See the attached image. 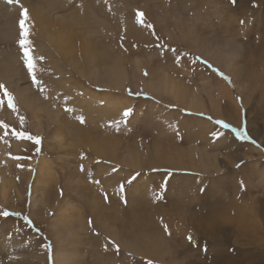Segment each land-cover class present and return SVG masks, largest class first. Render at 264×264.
Masks as SVG:
<instances>
[{"label": "rangeland", "instance_id": "rangeland-1", "mask_svg": "<svg viewBox=\"0 0 264 264\" xmlns=\"http://www.w3.org/2000/svg\"><path fill=\"white\" fill-rule=\"evenodd\" d=\"M22 6L39 85L19 45ZM36 12H46L41 24ZM41 26L76 39L67 59ZM93 49L104 50L102 61ZM116 58L130 79L111 92L100 81ZM76 59L82 74L68 65ZM97 68L103 77L93 82ZM150 69L196 94L206 111L174 105L159 89L146 93L136 78ZM0 83L17 109L6 98L0 105V186L10 182L0 212L18 214L0 215V264H55V251L61 264H219L226 253L264 264V0H0ZM94 95L122 107L85 102ZM106 139L117 146L114 161L84 147ZM134 151L138 167L123 161ZM157 155L186 160L171 169L152 164ZM225 203L255 212L247 236L236 221L215 218Z\"/></svg>", "mask_w": 264, "mask_h": 264}, {"label": "bare ground", "instance_id": "bare-ground-1", "mask_svg": "<svg viewBox=\"0 0 264 264\" xmlns=\"http://www.w3.org/2000/svg\"><path fill=\"white\" fill-rule=\"evenodd\" d=\"M3 13V12H2ZM31 13V12H30ZM34 13V11H33ZM37 15H35L37 22H39L41 24V18H43V15L42 14H46V12H36ZM71 18V17H70ZM69 21V20H68ZM11 22V21H10ZM72 22V21H71ZM74 23V22H73ZM57 24V23H56ZM75 24V23H74ZM77 24V23H76ZM15 25V24H14ZM68 25V24H67ZM55 26V25H54ZM70 26V25H69ZM76 27V26H75ZM61 28V27H60ZM65 29V28H64ZM57 30V31H52L50 28H46V26H41V29H40V34L45 36V38H47V42L49 44V46H52L53 49L57 50L58 52V55H60L61 57L67 59V54L69 50L71 49H75V38L73 36H70V32L68 31H65V30ZM78 29V28H77ZM74 29H72V33L74 34L75 32H73ZM2 31V30H1ZM5 31V30H4ZM13 29H11V33L10 35H12ZM70 31V30H69ZM9 34V33H8ZM75 36V34H74ZM76 37V36H75ZM79 37V36H78ZM6 39V38H5ZM83 44V43H82ZM90 44V43H89ZM92 45V44H91ZM84 48H86L84 46ZM83 48V49H84ZM92 49V47H91ZM102 50V49H101ZM104 51V50H103ZM103 51H96V50H91L89 53L92 55V57L95 59V60H98L99 62L102 61V59L104 58V52ZM93 52V53H92ZM103 52V53H102ZM10 53V51H9ZM86 53V51H85ZM84 55V54H83ZM87 55V54H86ZM13 57V56H12ZM81 58V57H80ZM92 58V59H93ZM82 59V58H81ZM113 59V58H112ZM18 60V59H17ZM120 60V59H119ZM69 62L68 65H71V67L75 68V70L79 73V74H82L83 70L82 69H79L77 66L78 65V59H76L75 61L72 60L73 62H71V60H67ZM110 61V60H109ZM116 61L118 62V59L116 58ZM11 62V61H10ZM16 62V59L13 61V63ZM67 62V63H68ZM72 63V64H71ZM114 62L112 61V64ZM98 64V63H97ZM137 65V64H135ZM134 65V66H135ZM4 66H8L9 69L10 67L12 66L11 63H7L5 62L4 63ZM16 66V65H15ZM14 67V66H13ZM18 68V67H17ZM139 68V67H138ZM15 69V68H14ZM140 69V68H139ZM17 70V69H16ZM94 70V68L92 69ZM3 71V70H2ZM137 71V70H136ZM139 71V70H138ZM149 71V75L146 79H144L143 77H137L136 78V81L138 80H141L143 82V89L144 91L149 92L151 95L154 94V92L157 93V89H159L160 93H164L166 94L168 97H169V100H172L174 105H179V106H184L186 110L188 111H191L192 113H196V112H203V111H206L202 102L199 100L198 96L194 93H189L187 92L186 88H184L183 86H181L180 84H178V82L176 80H167V76L164 74V72L162 71H157L156 72H153L152 69L148 70ZM13 73V72H12ZM11 73V74H12ZM18 74V72H16ZM91 75L94 77V81L93 82H96L98 81V78L100 77H103L100 75V72H99V69L97 68L95 71H90ZM3 74V72H2ZM5 74V78H7V80L9 81V79L11 78V74L9 73V71H5L4 72ZM15 74V73H14ZM136 74V73H135ZM3 77V76H2ZM17 77V76H15ZM133 77V76H132ZM19 78V77H18ZM4 79V78H3ZM2 79V80H3ZM130 77L128 75V73L126 72V70H124V68L122 66H120L119 62L118 64H114V68L111 70V72H109V74H107V78L105 80V82L102 83L103 80H101L100 84L104 86V89H108V91H111V92H115V91H118V90H121L124 86V82H127L126 80H129ZM135 80V78H133ZM5 80V79H4ZM13 81V80H12ZM22 81V80H20ZM131 82V81H129ZM222 84V82H220ZM146 84V85H145ZM126 85V84H125ZM224 85V84H223ZM8 86L10 87V85L8 84ZM137 84L135 85L134 84V87H136ZM225 86V85H224ZM80 89V88H79ZM218 89V88H217ZM220 89V87H219ZM222 89V88H221ZM74 91V90H73ZM213 91V90H212ZM211 91V92H212ZM72 93V92H71ZM215 93V92H214ZM110 94V93H109ZM80 95V94H78ZM85 95V94H83ZM114 95V94H113ZM22 95L20 94V97ZM105 96V95H103ZM23 98V96H22ZM96 95H94L93 98H87L85 100V102H99L101 100H94L96 99ZM103 98V97H102ZM23 99H27L26 98H23ZM117 100V98H115ZM28 100V99H27ZM33 101V100H32ZM119 102H116L115 100H113V98H108L107 100L106 99H102V103H103V106L104 108H111L112 110L114 109H119L122 107V103L120 100H117ZM34 102V101H33ZM82 102V101H81ZM80 102V103H81ZM84 102V101H83ZM213 103V101H212ZM216 105V104H215ZM219 105V104H218ZM217 105V106H218ZM214 107V106H212ZM221 108V107H220ZM38 109V108H37ZM81 109V108H80ZM40 110V108H39ZM214 110V109H213ZM38 110H36L35 108V112H37ZM41 111V110H40ZM47 111V110H46ZM219 111V110H218ZM53 112V111H51ZM235 112V110H234ZM237 114V113H236ZM33 118V117H32ZM35 118V117H34ZM35 120H38V119H35ZM36 130L38 133H41L42 130H41V126L40 125H37L36 126ZM211 130V129H210ZM105 136V135H104ZM82 138V137H81ZM59 140V139H58ZM83 140V139H82ZM99 140V139H98ZM91 143V140H88L86 145L84 146L86 149H88L89 151L91 150V153H93L94 155L98 156V157H101L103 158L104 160H109V161H114L115 159V156H116V149H117V146L115 145V142H113L111 139H106V141L102 142V143H96V144H90ZM129 152V151H127ZM160 155V154H159ZM161 155H163V153H161ZM158 156V155H157ZM175 156V155H174ZM172 157L170 156L169 158L170 159H164V158H159L160 156L158 157H154L155 159L153 160L152 164H154L155 166L156 165H159V164H170L171 166V169L173 166L177 165V167H179L180 165H184L183 161H184V157H181V156H176V157ZM189 159V165L195 168H197L198 164L197 163H194L191 159V155L189 157H187ZM166 160V162L164 161ZM168 160V161H167ZM186 160V159H185ZM123 161L129 165V166H139L140 163H142L141 161V157L140 155H138L135 151L133 153H131L130 155H128L126 158L123 159ZM40 162V160H39ZM38 162V163H39ZM120 162V161H119ZM151 164V163H150ZM190 166V167H191ZM202 168H205V166L203 164H201ZM169 167V166H168ZM39 168V167H38ZM175 168V167H173ZM32 169V168H31ZM42 170L44 169H47V166L45 167V165L40 168ZM39 169V170H40ZM176 169V168H175ZM31 172V171H30ZM5 183H10L8 182V180H5L3 179V181H1V186H0V195H1V198L4 199V197L6 196V192L8 191V189L6 188V185ZM32 183V182H31ZM114 193V192H113ZM111 194V193H110ZM95 195V194H94ZM17 198V197H16ZM96 204V203H95ZM97 205V204H96ZM234 205V204H233ZM240 205V204H239ZM97 209V208H96ZM102 209L104 208H99L97 210L101 211ZM106 209V208H105ZM104 209V210H105ZM130 210V209H129ZM113 211V210H112ZM131 211V210H130ZM129 211V212H130ZM216 211L219 212V215H217L215 218L221 222H225V221H236L237 223V226H238V232L241 233L242 235H246V233H248V231L246 232V229H247V222H250L252 220H250V213H253L254 211L251 209L250 211H247V210H239V208L235 207L233 208L232 205H230L229 203H225V205H222L220 208H216ZM216 212V213H218ZM250 212V213H249ZM255 213V212H254ZM131 215V214H130ZM80 216V215H79ZM133 216V215H132ZM211 216V215H210ZM112 218V217H111ZM115 219V218H114ZM133 219V218H132ZM210 226V225H209ZM208 227V225L206 226ZM255 227V225H254ZM213 228V226H212ZM216 230H217V227H215ZM214 228V230H215ZM221 229V228H220ZM224 230V228H223ZM222 230V231H223ZM253 230V228H252ZM221 230H217L215 231L213 234H216V233H219ZM254 231V230H253ZM112 232V236L114 238H116V234ZM252 231H250L251 233ZM255 232V231H254ZM130 235V234H129ZM249 235V234H248ZM131 236V235H130ZM247 236V235H246ZM122 237V236H121ZM124 237H127V236H124ZM215 238V237H214ZM217 238V237H216ZM164 241V240H163ZM204 241V240H203ZM195 242V241H194ZM106 243V242H105ZM128 243V242H126ZM169 243V242H168ZM199 243V242H198ZM162 246V245H160ZM133 246H131L132 248ZM164 247V246H163ZM188 247V245H187ZM221 246L219 245V248ZM223 247V246H222ZM189 248H191V245H189ZM141 249V248H140ZM165 249V248H164ZM188 249V248H187ZM157 251V250H156ZM161 251V250H160ZM163 251V250H162ZM161 251V252H162ZM140 252V251H139ZM163 255V254H162ZM64 256V255H63ZM62 256V254L60 253L57 254V252L55 251L54 252V263L55 264H61V263H65L66 261V257L64 258ZM165 256V255H164ZM38 259L41 260V258L38 257ZM217 259V257H216ZM243 259L241 258V256L239 258H235L234 259L229 256L227 253L226 255L225 254H222V256H220V259H219V264H243ZM45 262V261H44ZM107 262V261H106Z\"/></svg>", "mask_w": 264, "mask_h": 264}, {"label": "snow or ice", "instance_id": "snow-or-ice-1", "mask_svg": "<svg viewBox=\"0 0 264 264\" xmlns=\"http://www.w3.org/2000/svg\"><path fill=\"white\" fill-rule=\"evenodd\" d=\"M7 2L9 4H13V3H19V0H7ZM234 2V0H233ZM20 16L21 19L19 20V28H20V39H19V45L20 48L23 50L24 52V60H25V65L28 69L29 74L32 76V82L34 84L39 85L41 82L39 80H37L36 76H35V63H34V58L30 55L29 52V48H30V40H29V35H30V31L29 28L26 26V22L30 19L29 15H28V9L22 6V10L20 12ZM148 27H151V25H148ZM221 75L223 76V74L221 73ZM225 79H229L230 82V78L228 77H224ZM7 99V105L9 108H12L14 111H16L17 109L15 108V104H14V97L11 95V93L8 92V90L5 88V86L0 83V105L4 104V99ZM131 109L126 110L123 115L124 117H128L131 114ZM82 120V118H81ZM21 121L23 122V118H21ZM83 122V121H82ZM217 123L222 124V126L224 128H229L230 126L227 123H224L222 121H217ZM6 127V125H5ZM233 132H235L236 136L238 138H242L244 140H248L249 137L247 136L246 132H244L243 130H238V129H232ZM18 136L23 137V138H27L31 141H33L35 144H39L40 143V139L38 137H33L31 135H26L24 132H18L17 133ZM216 136H218L219 134L216 133L214 134ZM0 215H3L5 217L9 216V215H18V214H14V213H9L7 211H3L0 212ZM28 218L25 217V220H27ZM29 223H31L29 221ZM165 231H167V228L165 227ZM189 241H191V237H188ZM114 247L117 248L118 250V246L117 245H113Z\"/></svg>", "mask_w": 264, "mask_h": 264}]
</instances>
